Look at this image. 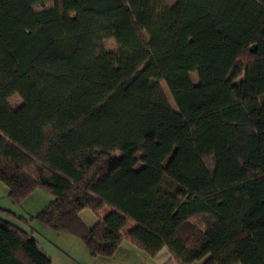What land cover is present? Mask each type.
Segmentation results:
<instances>
[{"label":"trees","instance_id":"16d2710c","mask_svg":"<svg viewBox=\"0 0 264 264\" xmlns=\"http://www.w3.org/2000/svg\"><path fill=\"white\" fill-rule=\"evenodd\" d=\"M263 94L264 0H0V182L91 256L264 264ZM32 234L0 217V264Z\"/></svg>","mask_w":264,"mask_h":264},{"label":"crops","instance_id":"0c3cea01","mask_svg":"<svg viewBox=\"0 0 264 264\" xmlns=\"http://www.w3.org/2000/svg\"><path fill=\"white\" fill-rule=\"evenodd\" d=\"M27 226L40 247L49 255L50 264H177L165 247L154 257H150L127 241L120 245L112 257H94L77 237L54 232L39 222L36 227L24 224L20 228Z\"/></svg>","mask_w":264,"mask_h":264},{"label":"rangeland","instance_id":"374dc122","mask_svg":"<svg viewBox=\"0 0 264 264\" xmlns=\"http://www.w3.org/2000/svg\"><path fill=\"white\" fill-rule=\"evenodd\" d=\"M167 4H172L174 0H165ZM102 47L105 50L115 51L117 49L114 40L107 39L102 43ZM231 76V75H230ZM191 81L194 84L198 82V76L196 72L190 73ZM160 85L163 89V92L168 100L170 107L173 110H176V107L172 101V98L168 92V89L163 81H160ZM9 103L12 107H17L21 104V99L17 95H13L9 99ZM260 103L264 104V94L260 96ZM204 163L209 171L213 170L214 167V159L212 156H207L204 158ZM53 196L47 191H43L42 189H36L27 199H25L21 203H16L12 201V199L7 195L6 187L0 182V217L10 221L11 223L21 227L24 224H30L32 227H36L38 222L36 219H32L31 216L37 214V212L43 209L48 203L51 201ZM108 211L107 208H103L99 215L103 216ZM81 217L83 221L87 225H92L95 221H97L98 217L95 213H93L89 209H85L81 212ZM28 222H26V221ZM25 230H29L30 228L24 227ZM38 229V228H36ZM41 241V239H40Z\"/></svg>","mask_w":264,"mask_h":264},{"label":"water","instance_id":"95a60500","mask_svg":"<svg viewBox=\"0 0 264 264\" xmlns=\"http://www.w3.org/2000/svg\"><path fill=\"white\" fill-rule=\"evenodd\" d=\"M252 51H254V49H252Z\"/></svg>","mask_w":264,"mask_h":264}]
</instances>
